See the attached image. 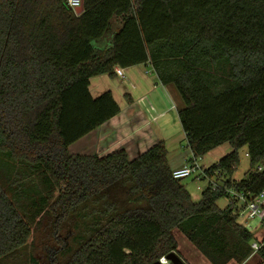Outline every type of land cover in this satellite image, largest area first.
Here are the masks:
<instances>
[{
    "label": "trees",
    "instance_id": "1",
    "mask_svg": "<svg viewBox=\"0 0 264 264\" xmlns=\"http://www.w3.org/2000/svg\"><path fill=\"white\" fill-rule=\"evenodd\" d=\"M145 63L183 102L189 161L230 146L204 165L223 185L199 201L164 141L134 159L69 151L121 111L91 78ZM244 147L250 170L236 180ZM258 165L264 0H84L79 15L66 0H0V264H153L179 252L176 230L209 264H241L254 234L229 191H263Z\"/></svg>",
    "mask_w": 264,
    "mask_h": 264
},
{
    "label": "crops",
    "instance_id": "2",
    "mask_svg": "<svg viewBox=\"0 0 264 264\" xmlns=\"http://www.w3.org/2000/svg\"><path fill=\"white\" fill-rule=\"evenodd\" d=\"M124 74V77L103 74L91 78V94L96 97L111 91L121 111L71 144L69 151L73 154L102 156L125 149L129 157L134 159L157 142L164 141L171 169L183 166L192 157V151L188 142L186 148L183 146L187 137L179 117L183 102L178 92L172 85L161 83L149 63L124 68ZM222 147L211 153L220 152L218 149ZM223 149L217 159L229 150ZM185 184L192 198L199 201L201 196H194L192 184ZM256 255L252 254L241 264H264L261 258L255 260ZM233 263L240 264L236 261L228 264Z\"/></svg>",
    "mask_w": 264,
    "mask_h": 264
},
{
    "label": "built area",
    "instance_id": "3",
    "mask_svg": "<svg viewBox=\"0 0 264 264\" xmlns=\"http://www.w3.org/2000/svg\"><path fill=\"white\" fill-rule=\"evenodd\" d=\"M68 5L76 10L79 8L83 0H66ZM115 72L119 77H124V68L117 66ZM204 164H201L200 158L194 159L193 161H187L181 167L173 169L172 174L175 179H186L194 178L199 182H205V185H198L197 190L203 192L208 187L215 189L223 185L222 180L217 179V174L210 176L205 172ZM264 169V166L258 165L257 170L261 171ZM232 195L235 196L237 201V208L235 212L237 213V221L239 224L254 234V239L251 242V247L253 249V254L257 253L264 246V190L261 191L257 196H254L250 199L245 197L243 193L236 192L234 190L229 191ZM242 205H239V203ZM257 221L256 226L252 224L253 221ZM259 230H262V235L260 238L257 236ZM162 264H169L170 261L163 256L160 259Z\"/></svg>",
    "mask_w": 264,
    "mask_h": 264
},
{
    "label": "rangeland",
    "instance_id": "4",
    "mask_svg": "<svg viewBox=\"0 0 264 264\" xmlns=\"http://www.w3.org/2000/svg\"><path fill=\"white\" fill-rule=\"evenodd\" d=\"M186 145H187V141H185L183 143L184 147ZM229 147H230L229 145H224V147H222V149H218V150H220V152L209 153L205 157H202L203 159L200 158L201 164L208 165L209 163L213 162L214 160H216L218 158V154H221V152L223 150H225L223 148H229ZM239 158H240V161H239L240 164L238 165V168L235 170L234 176H233L236 180L244 179L247 176L248 171L250 170V160H249V157L247 155V148L246 147L239 150ZM179 159H181V158H179ZM183 181L189 182L192 184L193 189L195 191V194H194L195 197L201 196L202 192L197 190V186L198 185H205V182H199L197 179H194V178H186V179H183ZM228 203H229V199L226 197H223L218 201V205L221 208H225L228 205ZM239 205H242V203L240 202ZM252 224L254 226H256L257 221L256 220L253 221ZM262 234H263L262 230H259V233H257V236L260 238V236ZM175 235H176V239L178 242L179 254L182 255V257L187 261L188 264H209V261L207 260V258L204 257L196 249L194 244L192 242H190L189 239L183 233H181L179 230H176ZM259 258L260 257L257 254L255 256V260H258ZM233 264H237V263H233Z\"/></svg>",
    "mask_w": 264,
    "mask_h": 264
},
{
    "label": "water",
    "instance_id": "5",
    "mask_svg": "<svg viewBox=\"0 0 264 264\" xmlns=\"http://www.w3.org/2000/svg\"><path fill=\"white\" fill-rule=\"evenodd\" d=\"M75 11L78 15L84 11V0L82 2L81 6L79 8H77ZM166 258L170 261L169 264H187L176 251H173V252L167 254ZM153 264H162V263L159 260Z\"/></svg>",
    "mask_w": 264,
    "mask_h": 264
},
{
    "label": "flooded vegetation",
    "instance_id": "6",
    "mask_svg": "<svg viewBox=\"0 0 264 264\" xmlns=\"http://www.w3.org/2000/svg\"><path fill=\"white\" fill-rule=\"evenodd\" d=\"M179 254V252H177ZM181 256V258L187 263V261L182 257L181 254H179ZM188 264V263H187Z\"/></svg>",
    "mask_w": 264,
    "mask_h": 264
}]
</instances>
